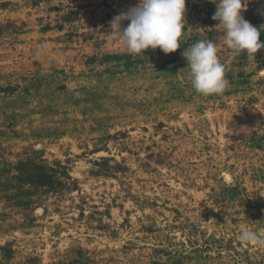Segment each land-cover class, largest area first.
<instances>
[{
  "label": "rangeland",
  "instance_id": "obj_1",
  "mask_svg": "<svg viewBox=\"0 0 264 264\" xmlns=\"http://www.w3.org/2000/svg\"><path fill=\"white\" fill-rule=\"evenodd\" d=\"M218 2L186 0L181 47L142 55L108 30L138 0H0V264H264L239 238L264 239V49L224 45ZM200 40L222 95L191 86Z\"/></svg>",
  "mask_w": 264,
  "mask_h": 264
},
{
  "label": "clouds",
  "instance_id": "obj_2",
  "mask_svg": "<svg viewBox=\"0 0 264 264\" xmlns=\"http://www.w3.org/2000/svg\"><path fill=\"white\" fill-rule=\"evenodd\" d=\"M213 2V0H212ZM249 0H219L212 16L223 30V43L234 54L244 53L250 61L264 49L258 30L242 13ZM186 0H138L135 6L121 11L109 22V35L121 41L129 54H144L148 49H160L164 54L176 52L186 29ZM126 24V26H125ZM181 55L187 61L191 86L202 96L222 95L229 87L225 67L212 41L200 40L184 49ZM264 76V69L259 73ZM244 242L264 243L256 232L247 228L239 237Z\"/></svg>",
  "mask_w": 264,
  "mask_h": 264
},
{
  "label": "trees",
  "instance_id": "obj_3",
  "mask_svg": "<svg viewBox=\"0 0 264 264\" xmlns=\"http://www.w3.org/2000/svg\"><path fill=\"white\" fill-rule=\"evenodd\" d=\"M244 14H246V13H244ZM254 23L257 24L258 22L255 21ZM257 29H258V28H257ZM258 30H260V29H258ZM260 42H264V31H262V33H261V36H260ZM155 52H156V50H155Z\"/></svg>",
  "mask_w": 264,
  "mask_h": 264
}]
</instances>
